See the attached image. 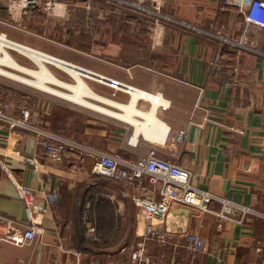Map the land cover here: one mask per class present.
Returning <instances> with one entry per match:
<instances>
[{"label": "crops", "instance_id": "0c3cea01", "mask_svg": "<svg viewBox=\"0 0 264 264\" xmlns=\"http://www.w3.org/2000/svg\"><path fill=\"white\" fill-rule=\"evenodd\" d=\"M71 1L66 19L51 17L39 5L26 15L20 30L8 24V10L0 0V33L135 89L163 94L170 107L160 106L158 116L169 126L167 138L164 143L140 138L133 147L127 140L134 131L129 124L30 94L19 107L7 108L6 114L23 121L22 111L28 109V124L130 161L155 147L165 160L188 165L195 186L252 212L242 219L234 213L221 221L222 204L217 201L207 212L173 204L165 228L180 244L171 251L174 261L264 264V29H247L242 15L236 9H223L221 0H164L163 13L172 21L165 46L151 50L149 20L137 15L123 19L124 12L110 6H102L103 12L114 17L101 19L97 12L101 6L93 4L95 29H82L78 19L87 7ZM143 1L151 7V0ZM242 33L260 53L221 45L216 38L223 34L236 41ZM253 33L259 37L252 38ZM219 52L222 68L217 70L212 62ZM104 85L106 90H94L129 102L131 94ZM138 106L151 109L144 99ZM182 130L184 140H175ZM39 139L33 130L12 129L0 120V161L9 167L6 173L0 165V214L28 222L14 181L40 193L43 203L42 191L59 192L54 205L44 204L46 209L37 213L35 223L43 233L31 246L3 241L8 227L0 222V264H132L129 252L105 253L86 240L88 221L96 225L104 242L143 232L145 217L132 201V185L93 174L91 157L69 153L62 163L53 164ZM25 158L38 161L37 171ZM191 233L205 240V252L188 249L184 236Z\"/></svg>", "mask_w": 264, "mask_h": 264}, {"label": "built area", "instance_id": "2783aa9c", "mask_svg": "<svg viewBox=\"0 0 264 264\" xmlns=\"http://www.w3.org/2000/svg\"><path fill=\"white\" fill-rule=\"evenodd\" d=\"M121 1L122 3L128 2L127 0ZM4 2L9 14L8 24L20 30L23 28L22 22L26 15L32 12L33 9L38 8L39 5H41L49 15L63 19H66L72 10V6L68 0H46L42 3L40 0H4ZM163 2L164 0H151V7L146 6L143 0L137 3L140 10L146 13L152 21L149 38L151 48L154 50L165 46L168 21H172L170 16L163 13ZM221 2L223 9H236L238 13L242 15L247 29L253 26L264 29V0H221ZM0 34H5L8 37L6 33L1 32ZM217 37L231 46H237L247 51H258L253 48L255 47L254 45L249 43V39L245 33H242L241 38L236 41L231 40L223 34H219ZM249 45H251V47H249ZM220 60L221 53L218 54L212 62L217 70L222 68L221 64H219ZM65 62L73 64L81 70H86L90 74L98 75L101 79L108 80L110 83L109 86L115 89L116 92L123 90L131 94L130 91L135 89L123 82L93 73L73 62ZM144 92L150 94L152 97L160 96L164 98L163 94L160 93L152 94L148 91ZM162 107L166 109L170 107V105L168 107ZM5 110L7 109H4V107L0 108V120L9 122V126H11L12 129L21 126L35 131L39 135V142L43 147L44 154L51 163H62L65 159L64 157L69 153L82 157H91L94 160L92 168L93 174L101 176L106 175L117 181H127L132 185L135 190L132 194V201L137 207L142 209L146 223L143 232L139 235L142 241L136 246L137 248L131 250L129 253L132 264H180L176 262L171 263L170 260H167L164 251H159L157 260H154V258L152 259L148 247V244L151 243L152 245L158 246L161 250H178L180 244L165 228V222L173 204L195 207L201 212H207L210 211V204L217 201L222 204V210L218 213V217L221 221L225 219L230 220L234 213L239 214L242 219L246 214L252 212L249 208L234 204L227 198L223 199L217 197L209 190H203L195 186L192 182L193 171H191L188 165L165 160L158 155V151L155 147L149 148L146 155L140 156L134 161H130L118 155L100 152L92 146L86 145L75 139L65 138L54 133L52 134L28 124V119L30 117V110L28 109L22 111L23 121L15 120L7 115ZM184 136L185 131L182 130L173 138L177 141H183ZM127 140L128 144L133 146L131 144V137ZM137 146L138 145L133 147ZM25 159L26 163L33 165L37 171L38 161L33 158ZM0 165L4 167L6 173H9V167H7L5 163L3 164L0 161ZM14 184L20 199L23 201L28 222L21 223L16 219L0 214V222L8 227L2 240L5 242L8 241L19 247L31 246L36 238L43 233L42 229L35 223L37 213L46 209L44 204L54 205L58 201L59 192H57L56 189L53 191H42L45 199V203H43L40 200L41 194L37 193L34 189L18 181H14ZM87 225H89L90 231L95 230L93 225H90V221L87 222ZM222 226L223 225L220 224V227ZM184 237L188 242L187 247L190 251H206V242L198 234L191 233Z\"/></svg>", "mask_w": 264, "mask_h": 264}, {"label": "bare ground", "instance_id": "6f19581e", "mask_svg": "<svg viewBox=\"0 0 264 264\" xmlns=\"http://www.w3.org/2000/svg\"><path fill=\"white\" fill-rule=\"evenodd\" d=\"M15 54L27 58L31 65L22 62ZM51 66L67 74L63 79L51 70ZM15 83L44 92L66 103L83 109H89L116 121H122L133 127L131 144L138 145L140 138L150 142L164 143L169 126L158 116L160 106L168 107V101L160 96L132 89L129 102H118L111 97L101 95L94 90L88 80L109 85V81L98 75L90 74L63 59L39 49L15 42L5 34H0V77ZM31 89V90H32ZM141 99L151 104L150 110L138 106ZM166 137V138H165Z\"/></svg>", "mask_w": 264, "mask_h": 264}, {"label": "rangeland", "instance_id": "374dc122", "mask_svg": "<svg viewBox=\"0 0 264 264\" xmlns=\"http://www.w3.org/2000/svg\"><path fill=\"white\" fill-rule=\"evenodd\" d=\"M127 1H128V2H126L127 4L122 3L121 0H92V1L91 0H74L71 2L75 5H78L79 7H84V6L87 7V9H84V11L81 10L80 17L78 19L79 20L78 22L80 23L82 29H84V28H86L88 30H94L95 29V26L93 23V12H92V9L94 7L93 4H96V6H98V7L101 6L100 10H97V12H99V16H101V19H108V18L112 19L114 17L111 15H108L107 13L104 14V12H103L102 6H110L112 8V10H114V11L117 9L119 10V12H120V10L123 11L124 12L123 19H124V17H126L128 15H130V16L131 15L132 16L137 15L138 17H140L144 20H146V19L149 20L151 22L150 24L152 27L151 19L148 17V15L146 13H144L142 10H140L139 5H137L138 2L137 3L133 2V4H132V1H129V0H127ZM51 17H54V16H51ZM54 18H58V17H54ZM58 19H60V18H58ZM61 19H63V18H61ZM122 21H124V20H122ZM169 22L170 21H168V23ZM251 35H252V38L255 36L259 37L255 33H253ZM216 38L218 41L220 40L222 42L221 45L222 44L223 45L228 44V43H224V40H222L221 38H218L217 36H216ZM228 45H230V44H228ZM249 47H251V45H249ZM253 48L258 49L257 47H253ZM150 49L151 50L153 49V48H151V44H150ZM259 49L261 51H263V48L259 47ZM15 57H17V59L21 60L22 62L31 65V62L27 58H24L18 54L17 55L15 54ZM51 70H53L54 73L57 74V76H59L63 79H66V80L70 79V77L67 74H65L63 71L59 70L58 68H56L54 66H51ZM88 82L93 89H97V90H99V89L106 90L107 89L106 87H104L105 86L104 84H98L94 80L89 79ZM31 89L32 88L26 87L20 83H15V82L10 81V80L1 76L0 77V108L4 107V109H7L10 106H13V107L18 106L19 107V105L21 103H24L25 100H27L26 94H30L33 96L36 95L38 97L47 98L51 101H54L56 104H60L62 106L68 107V108L71 107L77 111H80L83 113H89V114H92L93 116H97V117H100L102 119L105 118L108 120L116 121V120L109 118L107 116H104V115L102 116L98 113H95L89 109H83V108L78 107L76 105H73L71 103H66V102H64V101H62V100H60L54 96L51 97L44 92L38 91L36 89L35 90L34 89L31 90ZM92 225L95 228V230L90 231L88 233L89 236H88V239H86L87 243L90 244V243L94 242L95 245L91 244V246L96 247L98 250H102L105 253H107L108 251L117 252V251L123 250V253L125 252L127 254L128 252L130 253L131 250L137 248L136 246L140 243V241H142L141 237H139L138 235H136V236H128V235L124 236L123 235V237H120V240H119V242H121V243L115 241V240H117L116 236L111 237L109 240H107V242H104L103 239L99 236L98 228L96 227V225H94V224H92ZM112 238H114L115 240L111 241ZM148 247L150 249L149 254H151V257H152V259L154 258V260H157V256H158L159 251H164L166 256H167V260H170L171 263H175V262L176 263H182L179 260L173 261L174 259L171 256V251H173V250H161L158 246L152 245L151 243L148 244ZM124 248H125V250H124Z\"/></svg>", "mask_w": 264, "mask_h": 264}, {"label": "trees", "instance_id": "16d2710c", "mask_svg": "<svg viewBox=\"0 0 264 264\" xmlns=\"http://www.w3.org/2000/svg\"><path fill=\"white\" fill-rule=\"evenodd\" d=\"M42 1H45V0H40V2H42Z\"/></svg>", "mask_w": 264, "mask_h": 264}]
</instances>
